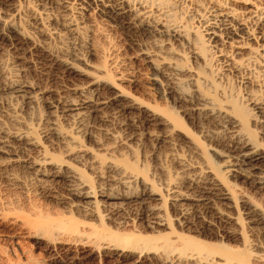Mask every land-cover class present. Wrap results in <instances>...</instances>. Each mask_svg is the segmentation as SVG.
Instances as JSON below:
<instances>
[{"label":"rangeland","instance_id":"obj_1","mask_svg":"<svg viewBox=\"0 0 264 264\" xmlns=\"http://www.w3.org/2000/svg\"><path fill=\"white\" fill-rule=\"evenodd\" d=\"M53 1L0 0V22L25 31L40 46L39 51H31L30 45L18 50L0 39V128L26 133L37 142L30 151L12 140L20 159L0 158V264H206L220 258L264 264V223L256 221L264 211V187L225 171V161H235L227 150L239 136L225 116H209L196 108L200 95L214 101L223 114L238 102L249 114L247 129L254 141L264 146L261 73L227 70L223 57L202 47L206 27L196 21L185 26L184 21L189 40L173 42L172 60L167 57L176 67L156 76L135 57L136 46L130 47L128 34L115 24L96 11L65 12ZM156 40L148 39L143 46L154 49L160 61L167 54L160 53ZM43 48L75 64L83 74L69 76L60 64L50 67L39 59L47 56ZM154 76L159 83L153 84ZM96 78L118 84L128 97L151 108L159 124L116 106L103 109L94 119L65 117L63 88L74 82L87 86ZM60 132L72 152L58 137ZM46 150L77 168L96 192L137 195L143 182L153 185L164 199L169 227L158 225L152 216L145 218L148 212L140 202L123 204V215L115 220L85 214L65 183L44 180L24 164L28 155L41 157ZM209 171L231 189L232 207L220 205L206 189ZM176 190L190 198L175 200ZM200 195L208 202L197 201Z\"/></svg>","mask_w":264,"mask_h":264},{"label":"bare ground","instance_id":"obj_2","mask_svg":"<svg viewBox=\"0 0 264 264\" xmlns=\"http://www.w3.org/2000/svg\"><path fill=\"white\" fill-rule=\"evenodd\" d=\"M37 1L44 3L47 0H37ZM55 1L56 2L54 1L53 2L62 6L65 12L74 11L82 14L83 13L90 14L92 11H96L101 15V17L103 16L105 20H108L109 22L115 24L117 27L120 28V30H122L123 33L128 34L131 40V45L129 44L130 47H132V44L133 46H136L137 51H135L134 53L136 54L135 57L140 58L144 63L149 65L155 71V75L156 73H163L165 72L166 69H170L171 67L172 68L176 67L175 61H173L175 65L172 62H170L172 60L171 57L174 55V50L171 44L173 42L174 43L183 42L184 40L188 39L187 38L188 33L185 31L186 27H184L183 24H181L182 22L185 21L184 24L186 23L185 26H187V24L188 25L192 24V21L194 22L196 21L197 23L201 22L202 27H206V29H204L205 31L204 33H206L207 37H205L206 39L203 40L201 43L205 52L210 51L216 53L219 57H223L227 70L240 71L242 69H250L253 71H259L261 73V76L264 77V0H55ZM190 28H192L191 25ZM30 38L31 36L28 33L18 29L17 27H14L12 24L0 22V39L5 41L9 40L10 43L14 45L15 48L16 47L18 48V50L22 46L27 47L30 45L29 49H31V51H37V50L39 51L40 46L31 42L32 38L31 39ZM151 38L158 39L155 42V43H159L157 45L159 47L158 50L160 51V53L163 52L167 54V56L160 57L163 60L159 61V58L158 59L156 58L157 52L156 53L153 52L154 49L153 51H151L143 46V43L147 42L146 40ZM44 49L45 48L42 49V52L44 51V53L47 56L43 57V55H40L39 59L44 62H47L48 64L47 63L46 64L50 65V67H55L56 65L60 64L62 65V69H64V71L69 76L70 75L81 76V74H83V72L79 70L75 64H72L68 60L65 61L59 59L55 57L50 51ZM169 54H171L172 56L169 57ZM237 55L240 58L239 57L237 58L236 57ZM167 57L171 58V60H169ZM173 58L175 59L176 57ZM165 59L166 62H164ZM56 68L59 67L56 66ZM122 76L123 75H121V79L123 80ZM152 80L154 82V83L152 82L153 84H157V82L159 83L158 81L159 78L157 80L155 76L152 78ZM68 81L71 80L69 79ZM63 89H65V94L67 97L65 99V103L63 107L64 110L63 112L65 117H69V118L71 117L73 119H75L74 117H76L83 120L91 119V118L94 119V117L98 116V114H100V112L103 109L111 106L114 107L116 106L119 108V109L117 108L118 111H125V112L129 111L130 113L131 112L134 114L136 113V116L138 118L142 119L147 123H151L152 125L158 122L157 121L158 114L155 111H153L149 107H146L142 103H139L137 100L128 97L127 94L116 83H108L106 81L99 80L96 78L90 80L87 86L78 85L74 82L72 83V85H67ZM19 91L25 92L23 90H19ZM87 93H89V95ZM198 99H199V106L198 107L194 106V107H196L200 112L209 116H218V115L225 116L227 118L226 119L227 122H229L233 126L234 128L233 132H235L236 135L239 136V138L234 139V141H232L230 145L228 144L229 149L227 151H229V157L234 158L235 161L232 160L233 161L232 163V161L230 160L228 161L226 158L227 161L224 160L226 162L225 171L227 173H230L232 177L233 176L238 177L239 175L236 174H242V176L244 177L252 178L254 179V181L256 180L264 187V146L260 142L254 141L251 135V131L247 129V127H249L248 126L249 114L247 113V110L238 102H233L230 109H226V112H224L223 114V112L220 111L217 104H215V102L212 101L211 99L206 98L204 95H200ZM256 107H257L256 109H258L259 111L262 109L261 106H256ZM263 110L264 109H262V112ZM229 111L232 114H228ZM249 111L250 110L248 109V112ZM162 123L163 122H161L160 124ZM57 135L61 139L64 146H66L72 152V148L69 145V141L67 140L66 135H64L62 132L57 133ZM12 140L19 141V143L22 144L21 147L23 146V148L30 151L31 149L34 150L37 147V142L34 139L30 138L28 134L26 133L20 134L17 132L11 133L0 128V158L4 157V159H7L6 161H16L20 159V156L18 155V153H16L18 151L14 153V149L16 148V145L12 150V145H11ZM27 153L29 154V152ZM41 153L42 151L39 152V154ZM226 155L228 154L226 153ZM23 161L24 164L29 169V171L34 175L38 177H43L44 180H50L52 182H57V183L59 182L65 183L72 194L73 201H75L74 203L80 205L81 207H84L85 210L84 209L82 210L85 211L84 212L85 214L94 217L96 216L100 221H103L104 218L107 220H115L117 217L123 215L122 214L123 204L125 203L133 204L136 202L138 203L140 202L141 204H143L144 206L143 208H145V210L148 212L146 213V216L144 215L145 218L152 216L151 218L154 219L155 220L154 222H156L158 225L169 227L168 226L169 220H167L166 218L168 216V215L166 216L167 210H165L166 209V207L164 206L165 204L163 205V203H165L163 202L164 199L163 200L161 199L162 197L158 193V190L149 183L143 182L145 184L143 185V188L140 191V193H138L137 195L129 194V193L128 194L117 193V192L116 193L96 192L95 189L93 188V185L90 186L89 184L90 182H87L85 177H83V175L79 173L77 168L70 165V163H68L63 158L60 159V157L58 158L54 154L53 155L49 154L47 150L44 151L41 157L28 155L26 160ZM205 180H206L205 184L208 186V188L206 189H208L209 193L213 194L215 198L219 200L220 205L225 206L227 208L233 206L235 199H233L234 197L232 192L230 191L231 189H229L228 186H226L227 184L223 182V179L219 178V176L211 172L210 174H208V177ZM52 182L50 184H53ZM249 183L251 184V182ZM169 186L170 184L167 187ZM174 187H170V189ZM63 189H64V185H63ZM180 192L177 190L175 191L176 194L174 195H176L177 198V199L175 198V200H187L188 198H190L189 195ZM201 196L202 195H200L197 201H202V200L206 201L207 198ZM212 201L214 202L215 200ZM181 203H179V205ZM202 206L204 207V205ZM210 206L211 205H209V207ZM207 215H209V213ZM230 218L236 221L238 219L235 217L234 218L230 217ZM138 219L143 221L144 218L140 216ZM253 220L255 219L253 218ZM257 220L260 223H264L263 210L259 212L258 217L256 218V221ZM209 223L212 222L209 221ZM148 226H150V224ZM210 230H212V228ZM199 231H201V229ZM144 251L146 252V250ZM196 258L197 257H195L194 259ZM260 260H262V258H260ZM205 263L206 264H241L237 260H234L232 258H220V261L209 259L206 260Z\"/></svg>","mask_w":264,"mask_h":264}]
</instances>
